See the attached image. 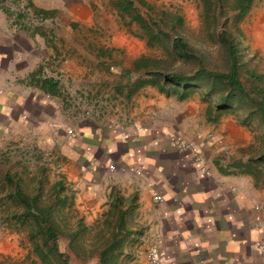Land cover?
Returning <instances> with one entry per match:
<instances>
[{
    "label": "crops",
    "instance_id": "0c3cea01",
    "mask_svg": "<svg viewBox=\"0 0 264 264\" xmlns=\"http://www.w3.org/2000/svg\"><path fill=\"white\" fill-rule=\"evenodd\" d=\"M4 1L0 156L8 149L28 161L25 155L43 153L57 172L49 187L52 200L65 196L66 207L76 203L93 215L102 210L104 218L110 209L119 210L130 232L125 243L137 240L144 252L154 246L162 264H264L256 192L242 185L250 183V176L230 171L215 157L217 142L211 147L214 140L196 132L190 119L192 101L164 96L150 86L128 96L120 86L118 106H74L71 98L69 107L65 94L73 97L79 80L70 77L67 85L56 74L44 77V27L15 25L25 15L43 21L33 8L44 10V0H8L24 2L26 12L2 10ZM44 78L56 83L54 94L41 86ZM179 135L192 141L191 149L178 151L174 137ZM108 162L115 164L113 170L107 169ZM153 194L162 201L154 202ZM129 254L122 250L120 257Z\"/></svg>",
    "mask_w": 264,
    "mask_h": 264
},
{
    "label": "rangeland",
    "instance_id": "374dc122",
    "mask_svg": "<svg viewBox=\"0 0 264 264\" xmlns=\"http://www.w3.org/2000/svg\"><path fill=\"white\" fill-rule=\"evenodd\" d=\"M109 1L44 0V9L53 8L55 11L53 16L42 21L25 15L22 20L15 23L34 29L44 27V77L56 74L65 79L67 85L71 84L70 77L79 80L77 89L72 91L73 97L65 94L67 100H70L69 103L65 101L69 107L72 105L71 98L76 101L74 106L96 108L118 106L120 103L119 94H116L118 87L133 83L139 77L136 71L124 72L131 68L133 59L139 56L164 60L167 58L160 49L146 46L144 39L138 37L139 29L136 24L134 22L126 24L127 18L120 17ZM146 1L156 9L180 14L185 28L184 35L192 42L197 41L201 48L206 49L215 58V45L202 26L200 0ZM134 6L142 16H147L146 10L137 2ZM4 8L11 12H26L24 2L11 3L6 0L2 3V10ZM233 13L226 10L228 18ZM217 25V28L222 27V16ZM227 27L234 30L230 22ZM237 27L241 33L242 44L246 46V55L255 56L250 65L259 72H264V0H253L249 11ZM178 63L175 61L169 67ZM188 98L192 101L190 119L195 124V131L203 132L204 138L209 142L214 140L211 147L217 142L215 157L223 160L227 169L236 172L248 158L264 151V138L255 122H240L239 111L227 113L212 111L211 116L208 117L205 109L210 103L209 96L202 99L201 94L195 92ZM22 156L24 155L20 158ZM25 156L26 159L29 158L28 161L24 158H21L22 160L16 158L8 149L0 156V264H44L33 252L32 242L27 234V225L19 224L11 217L12 214L17 215L22 211V205L9 198L7 193L14 191L12 186L14 183L27 195L33 194L35 188L40 185V200H43L44 204L52 203L53 192L49 187L57 172L49 167V162L46 161L47 158L44 160L46 156L43 153ZM4 172L10 175L16 174V177H11L13 181L6 180L3 177ZM241 175L246 176V174ZM249 179L250 183L242 181V185L244 187L251 185L256 192V210L263 226L264 237V173L258 167L256 178L250 176ZM78 206L79 204L76 203L68 204L67 207L65 205L56 214V221L64 225L65 230L68 231L74 229L77 225L75 223L81 220L86 226L83 243L88 250L87 254L80 253L76 256L71 252L63 234L57 236V248L66 256L69 264H96L98 249L95 248L101 238L100 232L106 228L103 222L104 212L100 210L102 213L97 211L93 215L90 210ZM34 239L39 240V237L35 236ZM122 250L130 254L129 257H120V264H146L144 250L139 241L124 243Z\"/></svg>",
    "mask_w": 264,
    "mask_h": 264
},
{
    "label": "trees",
    "instance_id": "16d2710c",
    "mask_svg": "<svg viewBox=\"0 0 264 264\" xmlns=\"http://www.w3.org/2000/svg\"><path fill=\"white\" fill-rule=\"evenodd\" d=\"M135 2L146 10V17L138 12ZM252 2L253 0H200L202 26L209 33L216 49V56L213 58L197 41L192 42L184 35L185 28L180 14L156 9L146 0H112L111 7L120 17L127 18L125 23L136 24L139 29L138 37L144 39L146 46L160 49L167 57L166 60L144 56L133 59L131 68L124 72L133 70L139 77L124 86L127 95L143 86L153 87L164 96L177 100L199 92L202 99L210 97V103L205 109L208 117L212 111H239L240 122H255L264 138V72H259L250 65L254 55H246V46L242 44L237 27ZM33 9L34 14L44 18L55 13L53 9ZM227 9L234 12L230 18L226 15ZM220 16L223 17V25L217 28ZM229 22L233 31L227 27ZM175 61L179 63L169 67ZM41 86L49 93L56 92V83L50 78H44ZM258 167L264 173V151L248 158L236 172L256 178ZM5 178L9 180L8 177ZM56 186L62 187L60 183ZM40 191L38 185L35 193L27 195L22 189L15 187L14 193L8 194V197L22 205V211L11 217L17 223L27 225L28 238L35 255L44 264H69L66 256L57 248L59 234L64 235L68 249L76 256L80 253L87 254L88 250L83 243L86 226L81 220L75 223L77 225L74 229L68 231L56 221V214L66 205V197L56 196L52 203L44 204L40 200ZM121 217L119 210L110 209L107 212L103 221L106 228L100 232L101 238L95 248L98 249L96 264H120L124 240L130 233L124 228ZM105 230L107 234L104 233ZM35 236L39 240L34 239Z\"/></svg>",
    "mask_w": 264,
    "mask_h": 264
},
{
    "label": "built area",
    "instance_id": "2783aa9c",
    "mask_svg": "<svg viewBox=\"0 0 264 264\" xmlns=\"http://www.w3.org/2000/svg\"><path fill=\"white\" fill-rule=\"evenodd\" d=\"M67 131L70 133V130ZM174 144L175 147L178 149V151L189 150L193 146L192 141L185 140V138H183L180 135L174 137ZM193 160L198 163L201 173L203 174L208 173L207 167L200 161L199 155L194 154ZM114 168H115V164L113 162H108L107 169L113 170ZM119 169L124 170V167L119 166ZM153 201L159 203L162 201V198L159 194H153ZM144 259L146 264H162L158 258L156 249L154 248V246L151 245L147 246V248L145 249Z\"/></svg>",
    "mask_w": 264,
    "mask_h": 264
}]
</instances>
